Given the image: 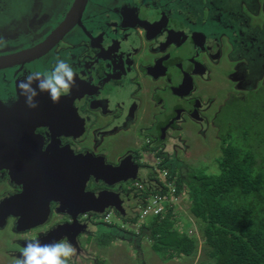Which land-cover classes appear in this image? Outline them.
<instances>
[{
  "label": "flooded vegetation",
  "instance_id": "flooded-vegetation-1",
  "mask_svg": "<svg viewBox=\"0 0 264 264\" xmlns=\"http://www.w3.org/2000/svg\"><path fill=\"white\" fill-rule=\"evenodd\" d=\"M73 4L36 0L50 18L27 19L18 29L26 41L12 36L17 48L0 56L42 44ZM28 10L23 17L36 9ZM57 56L77 74L70 94L53 103L41 92L28 107L19 82ZM259 85L264 0H88L47 51L0 69V235L19 247L74 242L102 225L98 216L133 217L163 179L156 165L171 164L173 135L198 132Z\"/></svg>",
  "mask_w": 264,
  "mask_h": 264
},
{
  "label": "rangeland",
  "instance_id": "rangeland-1",
  "mask_svg": "<svg viewBox=\"0 0 264 264\" xmlns=\"http://www.w3.org/2000/svg\"><path fill=\"white\" fill-rule=\"evenodd\" d=\"M22 1L0 0V44L7 42L4 47H0V54L14 50V42L11 43V40H8L14 39L12 36L18 34L17 41L19 39H22L21 42L26 41L27 38L24 34L20 35L18 29L29 27L27 19L31 21L38 19L44 22L50 18L49 9L44 13L37 10V6L34 5L36 0H28L25 5H21ZM39 1L43 2V0ZM31 3L36 10L23 17L24 10L30 11L28 8ZM196 8L198 10L200 7ZM30 36L38 39L41 34L31 33ZM23 69L26 70V68ZM241 96L242 94L239 95ZM225 98L227 96L218 98L216 102ZM218 107L220 103L216 106L217 109ZM223 108L219 118L216 115L220 108L211 114L209 122L198 132L182 134L179 136L181 141H177L176 135H173L171 164L165 168L157 164L159 174H162L163 169L168 174L173 171L174 176H180L186 182L189 179L188 171H190L189 175L198 174V170H203L207 174L218 173L222 142L227 145H237L242 151L252 150L259 162L264 161V85L244 93L241 98L231 99L228 105L226 103L223 105ZM212 110L215 111V108L212 107ZM179 195L178 204L170 207L174 210L172 224L181 233L195 238L196 250L191 255L175 256L164 262L151 248L147 231L144 230L141 233L142 220L134 223L124 221L112 212L108 216L105 214L98 216L95 221L101 222L102 225L90 227V231L82 232L76 241L71 242L76 247L77 254L70 264H205L208 261L211 262L212 260L206 254L207 247L201 235L202 224L189 211L187 187ZM138 211L136 210V213ZM150 220L149 217L144 222L148 223ZM138 231L139 233L136 234ZM6 237H8L7 240ZM0 239V250L3 248L0 251V264H13L14 260L20 256V249L23 246L14 245V238L10 234L6 236L1 234ZM11 253L17 257L14 258Z\"/></svg>",
  "mask_w": 264,
  "mask_h": 264
},
{
  "label": "trees",
  "instance_id": "trees-1",
  "mask_svg": "<svg viewBox=\"0 0 264 264\" xmlns=\"http://www.w3.org/2000/svg\"><path fill=\"white\" fill-rule=\"evenodd\" d=\"M223 144L218 173L198 170V174L189 175L188 171L185 182L171 171L167 178H175L177 194L187 187L189 211L202 224L206 254L212 260L205 264H264V161L259 162L252 150ZM173 211L150 217L148 223L146 217L140 225L141 233L147 231L151 248L164 262L196 250L195 238L173 227ZM137 218L123 220L134 223Z\"/></svg>",
  "mask_w": 264,
  "mask_h": 264
},
{
  "label": "clouds",
  "instance_id": "clouds-1",
  "mask_svg": "<svg viewBox=\"0 0 264 264\" xmlns=\"http://www.w3.org/2000/svg\"><path fill=\"white\" fill-rule=\"evenodd\" d=\"M5 44H0V47ZM76 75L72 64L57 56L50 70L30 71L19 82L20 95L24 96L25 103L30 108L38 107L35 97L41 92H47L53 103H59L62 95L70 94ZM76 254V247L66 239L44 244L39 239L32 238L20 249V256L13 264H70Z\"/></svg>",
  "mask_w": 264,
  "mask_h": 264
},
{
  "label": "water",
  "instance_id": "water-1",
  "mask_svg": "<svg viewBox=\"0 0 264 264\" xmlns=\"http://www.w3.org/2000/svg\"><path fill=\"white\" fill-rule=\"evenodd\" d=\"M88 0H74V4L67 14L66 18L62 23L50 34V36L40 45H36L29 51L20 52L13 55H2L0 56V69L8 67L10 64L15 62L24 61L31 56L34 57L37 54L44 53L51 46L57 43L64 34L69 31L77 22L81 21V17ZM96 213L102 214L104 210H93ZM122 212V210H121ZM62 234L58 235L61 238Z\"/></svg>",
  "mask_w": 264,
  "mask_h": 264
},
{
  "label": "built area",
  "instance_id": "built-area-1",
  "mask_svg": "<svg viewBox=\"0 0 264 264\" xmlns=\"http://www.w3.org/2000/svg\"><path fill=\"white\" fill-rule=\"evenodd\" d=\"M168 176V173H167ZM166 176V171H163V179L154 182L157 188H152L147 194L143 196V202L141 210L138 211V220H144L146 217H154L163 214L165 210L170 209V207L178 204L180 200V195L176 193V188L174 184V177L170 180ZM161 184V187H159ZM152 185L153 182H152ZM108 216V215H107Z\"/></svg>",
  "mask_w": 264,
  "mask_h": 264
}]
</instances>
